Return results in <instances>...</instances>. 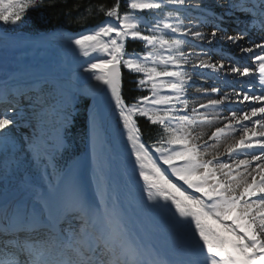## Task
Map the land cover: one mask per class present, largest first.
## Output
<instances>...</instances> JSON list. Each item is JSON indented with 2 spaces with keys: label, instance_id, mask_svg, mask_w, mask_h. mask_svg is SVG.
I'll list each match as a JSON object with an SVG mask.
<instances>
[{
  "label": "snow or ice",
  "instance_id": "1",
  "mask_svg": "<svg viewBox=\"0 0 264 264\" xmlns=\"http://www.w3.org/2000/svg\"><path fill=\"white\" fill-rule=\"evenodd\" d=\"M44 4L45 0H0V22L19 26L30 9ZM127 4L129 10L123 14L119 11L120 0L111 7L97 5L96 12L103 13L106 19L72 40L84 56L91 57L84 71L96 83L89 84L84 94L91 95L94 103L100 97L109 107L114 102L148 200L160 210L174 207V228L187 239L186 258L178 264H264V139L253 141L248 135L251 132L264 137V38L253 47H244L240 41L247 35L246 30L234 36L220 25L225 16L241 11L260 17L264 30V0H230L228 10L220 14L202 0H127ZM137 10H147L151 20H145ZM86 11L91 14V6ZM194 12L199 15L193 16ZM208 24L213 25L210 34L199 30ZM129 40L143 42L144 53L127 52ZM221 40L236 45L242 54H252L249 58L255 67L240 66L232 57H226L234 60L230 65L223 62L225 58L212 62L209 53L216 51L212 46ZM186 45H190L189 52L184 51ZM254 49L259 52L254 53ZM92 53L98 55L92 57ZM121 65L143 74L138 85L150 84L151 97H139L131 105L125 103ZM186 65L191 71L186 70ZM228 74L245 78L239 82V90L235 86L231 93H221L215 86L197 89L201 96L220 97L209 98L199 108L215 112L223 106L230 112V117H224L228 123L217 127L209 139L218 144L228 130L239 131V139L227 145L224 153L213 154L208 149L216 145L210 146L207 141L201 144L202 135L194 134L198 125L212 121L207 111L202 113L196 106L189 109L188 88L195 85L194 77L226 82ZM257 83L259 95L255 93ZM162 89H168L170 94L161 95ZM75 99L73 95L65 102V128L72 122ZM233 101L244 107L233 109ZM177 104L181 107L177 108ZM13 111L6 108L0 113V146L5 148L9 143L15 146L10 126H19V113L14 117L10 114ZM178 112L184 115H176ZM136 116L146 117L162 129L163 134L154 144L146 146L142 141ZM218 117L216 113L214 119ZM89 123L95 136L98 115L94 110L89 113ZM65 147L61 136L56 151ZM30 148L37 159L47 160L45 172L49 167L57 171L52 156L41 155L33 142ZM221 155L230 162L221 160ZM78 167V162L73 161L70 171ZM4 175L6 178L7 170ZM61 179L63 173L56 183L49 182L46 191L28 186L30 198L21 196L0 202V264H173L165 259H148L141 246L131 240L116 209L109 207L99 178L95 197H90L75 178L61 190ZM185 185L193 190L191 194Z\"/></svg>",
  "mask_w": 264,
  "mask_h": 264
},
{
  "label": "bare ground",
  "instance_id": "2",
  "mask_svg": "<svg viewBox=\"0 0 264 264\" xmlns=\"http://www.w3.org/2000/svg\"><path fill=\"white\" fill-rule=\"evenodd\" d=\"M202 3L213 7L216 13L220 14L228 10L230 1L202 0ZM233 16V13L225 16L224 21L220 22L221 27L228 30V34L236 36L241 33H235L236 29L241 31L246 30L247 35L240 41V44L244 47H253L254 43H260L262 41V38H264V30H262L259 23L260 17L244 14L240 19L249 20L248 25L244 27L235 22L229 24L228 20L232 19ZM0 27V30L3 31H0V113L4 112L6 108H14L15 111L10 114L17 117V113H19L17 121L18 125H21V128L10 126L11 133L16 135H28L31 131L26 125L28 121L32 120L34 116L33 110L35 109L33 105L31 106L34 99L32 95L34 93L32 90L30 91V87L42 85L44 83V80H42L44 76L50 75L51 73L52 76L55 74L65 76L68 78V81H61V84L63 85V89L68 92L72 89H74L73 91L76 93L85 92L89 84L96 83V81L89 79L91 74L84 71L91 57L84 56L79 48L72 43L73 39L79 38L81 34H87V31L73 36L66 29H59L52 33L32 36L21 32L7 34L8 32L5 28L3 26ZM199 30L210 34L213 30V25L208 24L202 26ZM249 41H252V43H249ZM212 47L225 50L229 53V57L234 58L235 61H239L240 66L249 64L251 67H255L253 60L249 58L252 54H242L239 48L231 42L221 40L214 43ZM225 47L227 49H224ZM126 51H128L127 43ZM258 52L259 49H254V53ZM97 55V53L91 54L92 57ZM209 55L211 56L212 62L221 61L222 57L218 52L213 51L210 52ZM198 58L207 59V57ZM234 60H229L225 57L223 62L226 65H230ZM56 67H58V69H56ZM185 68H187V65ZM20 69H23L24 72L18 74ZM188 71H191V68ZM221 75L223 76L224 74ZM193 79L195 85L188 88L187 98L189 100V109L197 103L201 104V102H203V96L198 93L197 89H210L215 86L220 89L221 93H231L232 90H228V87L238 86V88H240L239 82L243 81L245 78H237L234 77L233 74H228L226 82L224 79L215 82L212 79L205 80L200 77H194ZM234 81L236 82L234 83ZM201 82H204L206 86L200 87ZM256 86L255 93H260L258 83ZM190 90L195 91L196 94L191 95L189 93ZM19 93H24L25 95L21 97ZM169 93V90L161 91V95ZM210 97L213 99L220 98L218 94H211ZM26 100L29 102V105L25 103V107H23L22 105H24ZM125 103L128 104L126 101ZM227 103L228 102H226V104ZM248 103L249 102H245V104ZM21 106L24 110H18ZM149 107L151 106L149 105ZM231 107L233 109H239L243 108L244 105L233 101L231 102ZM92 110H94L97 115L103 117L106 127L102 129L97 127L95 136H93L90 132L89 123L90 140L88 152L83 159L78 161V169L74 171H70L69 169L67 173L64 174L63 179L60 181V189L63 190L65 183L75 178L84 186L90 197H95L97 192V178H99L101 190L105 194V199L109 207H114L116 209L120 220L127 228L128 236L136 244L141 246L146 257L148 259H165L172 261L173 264H178L179 261L186 258L187 239L178 235L174 228V207H171L170 210H160L156 207L154 201L148 200L144 181L139 176L138 166L134 163L135 157H130V153H132L131 144L128 142L127 147H123V140L127 141V134L123 135L121 138H118L116 135L113 123L118 120V111L106 106H95L94 104L90 106V111ZM199 111L202 113L207 111L208 120L212 121L214 124L221 121V119L223 120L224 117H230V112L223 106L215 111L219 113L217 119H214L216 113L215 116L211 118V110L199 108ZM177 114L178 113H176V115ZM258 118L259 117H255L253 119ZM244 123L248 124L249 127L252 126L251 122L245 121ZM210 126L211 124L207 123L198 125L194 132L198 131V134L202 135ZM33 127L35 128V125H33ZM235 127L237 129L239 128L238 125H235ZM259 131L260 128L257 125V134ZM210 132H208L204 140H206L210 146L216 145L215 147H209V149L213 148L214 152L221 151V153H224L227 145L239 139V131L233 133L231 130H228L227 135L222 137L218 144H216V142L209 139L211 135ZM106 135L110 136L113 147L118 151V154L115 156V162L111 161V150L104 141ZM248 135L251 138L259 137L258 135L253 136L251 132ZM142 141L144 142L143 138ZM208 158L211 157L209 156ZM225 160L228 161V159ZM164 167L167 166L165 165ZM170 178L176 182L175 178ZM7 182H9L7 179L3 177L0 178V202H3L5 199L11 201L21 196L27 199L32 195V192L26 189L28 186H33V180L32 182H26L25 185L20 182L14 183V180L13 182ZM178 183L182 184L183 182ZM37 189L41 191L47 190H44L45 188H43V190L40 188ZM188 192L190 194L192 193V191ZM196 195L200 194L198 193ZM96 198L97 200L99 199V197ZM161 203L163 202L161 201Z\"/></svg>",
  "mask_w": 264,
  "mask_h": 264
},
{
  "label": "rangeland",
  "instance_id": "3",
  "mask_svg": "<svg viewBox=\"0 0 264 264\" xmlns=\"http://www.w3.org/2000/svg\"><path fill=\"white\" fill-rule=\"evenodd\" d=\"M123 5H124V7H123L122 11L120 10L121 14H123L124 12L129 10L127 0H124ZM137 11H138V15H142L145 18V20H148V21L151 20V14L147 10H145L143 13H140L139 10H137ZM197 15H199V13H195V12L193 13V16H197ZM233 15L234 16L232 17V19L228 20L229 24L232 22H235L237 24L243 25L244 27L248 25L247 23L246 24L244 23L245 20L240 19L241 16L244 15V13L239 12V14H238L236 11H233ZM105 19L106 18H104L100 23H98L96 25L86 26V27L80 29L79 31H72L65 26H59V27L53 28L51 30L45 29L43 31L38 32L37 34H32L29 32L27 33L26 31H24L22 29L20 24H19V26L4 25L3 22H0V24L4 28H8L11 30V32H8L7 34H11L14 32H21V33H27L29 35L35 36V35L52 33V32H55L59 29H66L71 35L75 36L78 33H82L84 31H87L91 28L96 27L97 25H100ZM185 23H187V21H185ZM193 23H198V21H193ZM140 26H141V28L144 27L143 24H141ZM1 32H3V31H1ZM239 32H242V31L239 29L235 30V33L239 34ZM144 34L147 35L148 33L145 32ZM188 39L193 40V38L191 36H189ZM130 41L131 40L126 42L127 46H128V43ZM138 42H140L144 46L143 42H141V41H138ZM194 42L197 44L200 43V41H194ZM205 47H207V45ZM214 49H216V51H218V54L222 58L229 57L226 55L227 52L225 50L220 52L219 51L220 48L214 47ZM224 49H227V48L225 47ZM189 50H190V45H186L184 48V51L189 52ZM195 50L200 51V49L199 50L195 49ZM244 66L251 67L249 64H246ZM56 69H58V67H56ZM189 69H190V66H187L186 70L188 71ZM122 70L124 72V76H126L127 78H130L132 80V82H134L137 85H138L139 79L143 78V74L134 73V72L130 71L128 68L124 67L123 65H122ZM51 74L44 76V78H42V80H44V81L46 79H49L42 86L43 87L50 86L52 88V90L54 91L55 99H56L55 103H53V104L47 103L40 92H38V93L35 92V94H33V95L31 94L32 97H34L33 103L31 104V106L33 105L35 107V109L33 110L34 116H33L32 120L28 121V124L26 125V127H28V129H30L31 132L28 135H26V134L16 135V134L11 133V136L15 141V146H13L12 143H9L6 148L4 146H0V178L1 177L5 178L4 173H5V170H7V176L5 179H7L9 182H13V180H14V183L20 182V183H23L25 185L26 182L33 180L35 183L42 185L45 188L44 190H46L48 188V185L50 182L49 176H48V171L53 172V169L51 167H49L48 171L45 172L44 166H45V163H47V160L46 159H37L35 157L34 153L32 152V150L30 148V142H33L39 146V148L41 150V155H43L44 153H47L50 156H52L54 158V163H55L57 153L60 152V151H56V145L58 143V140L61 136H63V139L65 141L64 134L66 132L67 127L66 128L63 127L62 121H63L64 112H65L66 100L73 95L76 97L75 101L73 102V104H74V111L72 113V116H73L77 112V103H78L79 99L81 97H90L91 98V95H85L84 92L76 93L75 91H73L74 89H72L69 92L65 91L63 89V85L61 84V81H63V82L68 81V78H66L63 75L55 74L54 76H52ZM204 86H206L205 83L201 82L200 87H204ZM137 87L140 91H142V92L144 91L146 93V96H149V97L152 96V93L150 90L151 89L150 84H147L143 87L138 85ZM236 89H239L238 86L236 87ZM165 90L168 91V89H162L161 91H165ZM228 90H232V87H228ZM189 93L191 95L196 94L195 91H193V90H190ZM256 94L259 95L260 93H256ZM209 98H211V97L210 96H208V97L203 96V102H201V103H207L206 100H208ZM25 103H27V105H29V102H27V100H26L24 102V105H22L23 107H25ZM188 104H189V100H188ZM197 104L195 106L197 108H199V104L198 105ZM22 106L18 110H24V108H22ZM176 107L180 108L181 105L177 104ZM89 112H90V108H89ZM210 113L212 114L211 118H213L215 116L216 112H210ZM177 115H184V113L178 112ZM138 117H141V116H136L135 119H137ZM71 119H72V117H71ZM225 122L228 123L227 120L221 119V121L216 122L215 124L211 123V126L209 128L206 127L207 129H206L205 133L202 134V139H201V141H199V143L202 144L204 141H206L204 139L206 138V135L208 134V132H210L211 130L213 131L217 127H224V125L226 124ZM113 124H114V128H115L116 135L118 138H121L123 135L127 134V131H126V129H124V126H123V121L119 119V116H118V120L115 121ZM33 125H35V128L33 127ZM18 127L21 128V125H19ZM98 127L100 129L106 127V123H105V121L101 115H98ZM212 131L210 133H212ZM194 134H198V131H195ZM256 139H264V138H260V137L252 138L253 141H255ZM89 140H90V132L88 133L86 153L82 157L78 158L76 160L77 162L80 161L81 159H83V157L87 154L88 147H89ZM104 141L108 144V147L111 150V161L115 162L116 161L115 156L118 154V151L113 147L112 140H111L110 136L106 135L104 138ZM65 144H66V142H65ZM127 145H128V141L123 140V147L125 148V147H127ZM208 151L210 153H213V154L216 153L213 151V148L208 149ZM217 152L221 153V151H217ZM130 157L134 158V155L132 153H130ZM239 158L243 159L244 157L241 156ZM220 159L225 160V159H227V157H225L224 155H221ZM225 162H230V161L225 160ZM71 165L68 166L66 169H60L56 165L57 171L55 172V174H57V179H58L60 173H63V176H64V174L67 173V171L71 168ZM9 182H7V183H9ZM55 182H52V183H55ZM184 188L187 189V186L185 185ZM187 191H193V190L187 189ZM196 194H198V193H196Z\"/></svg>",
  "mask_w": 264,
  "mask_h": 264
},
{
  "label": "trees",
  "instance_id": "4",
  "mask_svg": "<svg viewBox=\"0 0 264 264\" xmlns=\"http://www.w3.org/2000/svg\"><path fill=\"white\" fill-rule=\"evenodd\" d=\"M123 2L124 0H120L119 11H122L124 7ZM115 3L116 0H45L43 7L28 11L20 25L24 31L30 33L59 26L78 31L86 26L96 25L106 18L103 13L96 12L97 5L104 4L106 7H111ZM90 6L91 14L86 11ZM80 17H84V19H79ZM128 51L143 54L145 49L140 42L130 41ZM137 86L130 78L124 76L123 98L127 103H134L137 98L145 96V92L140 91ZM42 95L48 102L55 100L51 87H46ZM90 104V97L79 99L77 114L73 116L70 126L66 129V147L57 153L55 160V166L57 165L60 169L67 168L86 152ZM137 124L147 145L154 144L163 134L160 126L151 124L146 117H138ZM50 174L53 178L56 177V174L52 172Z\"/></svg>",
  "mask_w": 264,
  "mask_h": 264
},
{
  "label": "water",
  "instance_id": "5",
  "mask_svg": "<svg viewBox=\"0 0 264 264\" xmlns=\"http://www.w3.org/2000/svg\"><path fill=\"white\" fill-rule=\"evenodd\" d=\"M120 73H121V93H122V96H123V91H124V73H123V70H122V66H120ZM110 95V94H109ZM92 98V103L95 105V106H106V107H109L107 105V103L105 102L104 98L103 97H100L95 103L93 101V97L91 96ZM111 109H115V106H114V102L112 104V107H109Z\"/></svg>",
  "mask_w": 264,
  "mask_h": 264
}]
</instances>
